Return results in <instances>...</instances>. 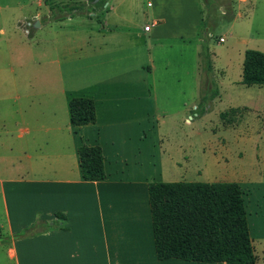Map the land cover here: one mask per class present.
<instances>
[{
    "label": "crops",
    "instance_id": "0c3cea01",
    "mask_svg": "<svg viewBox=\"0 0 264 264\" xmlns=\"http://www.w3.org/2000/svg\"><path fill=\"white\" fill-rule=\"evenodd\" d=\"M230 1V13L222 5L217 9L233 22L241 18L245 1ZM170 2L161 0L150 11L146 20L152 21L144 22V32L161 25L160 12H171ZM49 13L46 0H37L34 11L20 0H0V228H8L11 236L9 245L0 247L13 264H225L156 256L148 183L159 175L156 163L162 158L184 175L188 155L182 145H162L157 131L172 113L162 110L160 92L140 81L145 66L151 71V65L136 63L133 71L121 67L126 88H111L103 98L94 95L89 88L109 68L101 61L108 52L96 53V43L103 39L90 34L35 36L44 25L60 27L75 19L85 23L93 15L50 21ZM179 20L174 13L172 23ZM75 47L83 53L73 56ZM244 51L238 53L239 71ZM240 80L239 74L238 83L228 85L231 93ZM75 96L94 100L95 122L70 124L68 101ZM81 145L101 147L103 179L82 178L77 154ZM55 212L65 215L58 218L64 229L12 237L39 218L52 223Z\"/></svg>",
    "mask_w": 264,
    "mask_h": 264
},
{
    "label": "rangeland",
    "instance_id": "374dc122",
    "mask_svg": "<svg viewBox=\"0 0 264 264\" xmlns=\"http://www.w3.org/2000/svg\"><path fill=\"white\" fill-rule=\"evenodd\" d=\"M20 1L33 11L37 7V0ZM46 1L61 4L77 0ZM107 1L94 8L91 21L66 20L60 27L44 25L35 36L59 39L90 34L102 38L96 43V53L108 52V58L101 61L109 68L100 71L88 90L100 98L111 88H126L121 67L133 71L136 63L150 64L151 71L145 66L140 81L155 87L160 92L162 110L172 113L157 131L162 145L167 149L182 145L188 155L184 175L162 158L160 164L156 163L159 175L155 181L239 183L257 264H264V85L239 84L232 93L228 88L241 76L239 51L252 48L264 52V0H244L245 11L240 10L241 18L233 22L224 20L217 9L220 0H171V12H160L161 25L153 30L157 34L144 32L143 24L152 21L146 16L150 17V11L161 0H113L109 5ZM174 13L180 18L177 25L172 23ZM107 34L115 36L103 38ZM203 43L208 46L212 62L218 90L215 95L206 89L201 93L199 52ZM72 52L77 56L83 50L75 47ZM2 213L0 204V224L4 221ZM9 234L8 228H0V246L9 245L10 240H1ZM2 247L0 264H13Z\"/></svg>",
    "mask_w": 264,
    "mask_h": 264
},
{
    "label": "trees",
    "instance_id": "16d2710c",
    "mask_svg": "<svg viewBox=\"0 0 264 264\" xmlns=\"http://www.w3.org/2000/svg\"><path fill=\"white\" fill-rule=\"evenodd\" d=\"M107 0H77L50 4L49 20L73 16L91 17L94 8ZM207 1V0H206ZM209 1V0H208ZM229 4L221 1L226 12ZM201 93H218L213 79V67L208 46L203 43L199 52ZM240 82L246 86L264 85V52L247 48L244 51ZM69 121L72 126L96 120L94 100L75 96L68 101ZM225 117V112L220 114ZM82 178L101 180L105 177L103 154L99 145L77 148ZM148 199L152 218L155 252L158 259L178 258L187 261L224 262L225 264H257L251 242L243 190L237 182L151 181ZM56 219L41 218L14 234V239L63 228L65 215L55 212ZM58 218L62 219L61 221ZM39 226H43L38 230ZM11 240V236L1 238Z\"/></svg>",
    "mask_w": 264,
    "mask_h": 264
},
{
    "label": "water",
    "instance_id": "95a60500",
    "mask_svg": "<svg viewBox=\"0 0 264 264\" xmlns=\"http://www.w3.org/2000/svg\"><path fill=\"white\" fill-rule=\"evenodd\" d=\"M97 1H99V0H93V3L97 2ZM39 25H40L39 20H35L34 23H33V26L37 27Z\"/></svg>",
    "mask_w": 264,
    "mask_h": 264
},
{
    "label": "built area",
    "instance_id": "2783aa9c",
    "mask_svg": "<svg viewBox=\"0 0 264 264\" xmlns=\"http://www.w3.org/2000/svg\"><path fill=\"white\" fill-rule=\"evenodd\" d=\"M150 25L149 24H146L145 26H144V30L145 31H149L150 30ZM220 40H222V38H220Z\"/></svg>",
    "mask_w": 264,
    "mask_h": 264
}]
</instances>
